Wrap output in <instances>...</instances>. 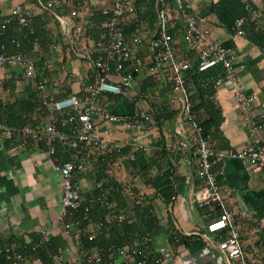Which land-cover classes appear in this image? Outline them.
I'll list each match as a JSON object with an SVG mask.
<instances>
[{
	"label": "crops",
	"instance_id": "crops-1",
	"mask_svg": "<svg viewBox=\"0 0 264 264\" xmlns=\"http://www.w3.org/2000/svg\"><path fill=\"white\" fill-rule=\"evenodd\" d=\"M45 1L0 0V10L6 13L15 3L30 9L28 26L22 30L14 23L9 32L19 37L22 51L36 60L38 75L58 81L56 86L47 85L44 92L54 98L71 93L82 98L85 94L84 86L92 81L88 58L93 55L92 45L104 34L102 25L107 15L101 11L108 8L109 4L107 0H61L59 8L49 11L41 6ZM216 1L185 0V3L197 14L198 24L209 29L212 38L231 43L237 85L245 92L254 93L256 100L252 107L264 111V49L254 44L246 31L242 35L234 34L221 24L214 13L206 10L210 3ZM71 8L76 9V14H70ZM98 12L104 17L99 25L97 21L101 15ZM153 23L154 20L148 17L139 18L138 27L150 31ZM78 26L83 28L76 38L74 30ZM133 29L134 24H129L126 33ZM137 53L145 54L143 51ZM144 76L139 74L135 83ZM0 78V86L4 82L11 84V89H0L2 100L12 101L29 90L37 92L40 98V92L22 76L20 66L0 65ZM170 94L168 91L164 96L167 97L166 104L175 108L176 104L169 101ZM212 100L218 107V116L220 113L218 126H212L208 133L216 149L225 150L253 138L247 136L245 121L232 98L230 88L219 87ZM136 107L149 108L148 101L139 100ZM174 126L173 118L158 123L153 120L151 126L141 134L125 133L121 132L122 128L110 127L112 138L122 142L138 137V149L152 162L148 176H161L163 171L169 172L168 178L170 182L173 181L174 192L168 202L153 195L160 186L146 183L140 173L132 172L123 164L124 158L110 163L107 172V176L123 183L118 191H112L115 192V197L110 195L112 200L103 202L105 198L102 197L98 201L103 204L95 205L99 196L95 180L99 175L93 171L100 167L97 158L93 156L86 157V167L78 174L81 192L94 203L98 215L105 209L115 208L116 200L124 202L130 220L135 219L131 211L133 204L138 205L137 208L143 209V212L147 209L155 223L151 233H146L150 248L164 264H239L237 260L226 259L217 248V241L225 232H208L206 229L207 224L218 216L214 208L216 202L209 201L203 205L195 202V193L202 183L195 175L194 160L188 150L172 151L168 148L178 140V135L173 133L172 138H165V131L168 128L174 129ZM256 137L264 140V126L257 131ZM58 147L62 152H68ZM56 158L61 160L60 155L49 153L46 146H37L31 140L21 144L11 138L0 139V241L22 242L26 249H30L37 240L39 230L44 229L46 233V256L43 260H36L28 252L25 264H53L52 254L57 249L63 251L66 260L77 263L82 261V258L79 259L81 249L78 242L81 233L78 225L73 223L65 231L60 224L55 223L61 199V178L53 170ZM213 173L228 209L243 212V216L236 220V227L246 249L248 264H264V169L252 172L242 160L229 159L215 166ZM219 212L222 213L221 209ZM258 226H261L260 230ZM112 227H104L99 232L102 238L106 241L123 240V232L111 230ZM120 260L118 256L106 264H123Z\"/></svg>",
	"mask_w": 264,
	"mask_h": 264
},
{
	"label": "built area",
	"instance_id": "built-area-1",
	"mask_svg": "<svg viewBox=\"0 0 264 264\" xmlns=\"http://www.w3.org/2000/svg\"><path fill=\"white\" fill-rule=\"evenodd\" d=\"M152 2L154 23L150 31L138 27L137 0H107L109 6L101 12L107 15L103 23L104 34L96 39L92 45L93 55H90L92 81L84 86L85 94L78 97L71 93L67 96L54 98L44 92L47 85L56 86L58 81L49 80L38 75L36 60L24 52H8L0 45V65H17L22 69V76L40 92L41 103L46 107L45 117L35 124L24 123L18 127L5 125L0 120V139L11 138L17 143L33 140L36 144H44L49 153H53L57 144L69 152V158L60 161L54 160L53 170L61 178L60 207L55 216V223L60 224L65 231L80 220H89L90 209L93 203L84 204L81 195V185L76 173L83 172L86 167V157L100 158V165L107 162L108 155H118L132 160L133 152L140 147L138 137L122 142L109 136L110 127L114 126L141 134L151 126L153 121L148 108L136 107L132 112L117 114L113 111V102L110 96L125 95L129 97L133 90V82L137 75L144 74L158 78L159 72L168 74L171 92L169 101L176 104L178 109L175 115L174 129L165 131V138H172L173 133L178 140L168 146L170 150H188L194 160L195 175L201 181V187L195 193V202L199 205L209 201L216 202L222 213L219 218L209 222L208 232L227 228L222 238L217 241V248L228 260H237L239 264H248L246 249L240 240L236 227V220L243 216V212L229 210L225 198L219 191L213 168L227 160L239 159L247 164L252 172L264 169V140L256 137L257 131L264 126V111L252 107L256 95L241 90L235 80L234 50L225 42L210 36L209 29L198 24V16L185 0H145ZM245 11L244 15L236 18L231 26L234 34L245 33V26L253 20H264L263 0H240ZM46 10H54L61 6V0H46L41 3ZM88 9L87 7L85 8ZM70 14H76L71 8ZM31 16L30 9L15 3L8 12L0 10V31L6 29L7 23L15 19L21 27H27ZM180 17L184 23L183 39L185 44L195 50L196 67L205 71L220 64L222 74L217 76L213 87H228L232 98L245 121L247 139L240 145L218 150L212 144L211 136L204 133L199 124L198 116L205 115L204 111H194L189 97L186 70L190 62L177 57L170 33L174 19ZM134 24L132 32L126 33V27ZM84 26V22H83ZM257 26H261L259 23ZM82 26L74 30V36L80 35ZM145 52L144 55L137 52ZM159 74V76L157 75ZM161 78V76H160ZM1 79V78H0ZM123 146L128 150L122 156ZM106 173V172H105ZM95 187L102 188V180H95ZM100 198H97L99 200ZM91 206V207H90ZM83 207V213L76 217L75 212ZM74 216V219L72 220ZM125 218L124 209L106 214L108 222L120 223ZM91 225V224H90ZM92 227V225H91ZM91 227L89 229H91ZM261 229V226H258ZM94 232L88 234L91 240ZM46 243L44 229L38 232L37 240L30 247V254L43 249ZM114 246H97L88 252L81 249V262L66 260L61 249L52 254L53 264H102L103 255L110 256ZM120 262L123 264H147L145 253L136 247H122L118 251ZM8 264H25L29 255L11 247L0 248ZM143 254L141 260L134 262V255ZM36 260H40L39 256ZM153 264H164L160 257L152 260Z\"/></svg>",
	"mask_w": 264,
	"mask_h": 264
},
{
	"label": "trees",
	"instance_id": "trees-1",
	"mask_svg": "<svg viewBox=\"0 0 264 264\" xmlns=\"http://www.w3.org/2000/svg\"><path fill=\"white\" fill-rule=\"evenodd\" d=\"M153 7L154 6L152 2H147L145 0H137L138 17L140 19L148 17V19L154 20ZM206 10H208V12L214 13L218 17L221 24H223L224 27H226L229 31H231V26L234 20L239 16L244 15L245 13L240 0H217L214 3H210ZM98 14H100V12H98ZM103 19L104 17L101 15L99 20L97 21V24L99 25ZM14 23L16 24V26L18 25L20 29H24V27H21L15 19H12L9 23H7L6 29L3 32L0 31V45L3 44L8 52H23L21 47L22 42L19 37L15 34L11 35V32H9L10 26ZM173 23L174 25L171 27L170 33L173 39L175 53L177 57L184 58L190 62V66L188 70H186L185 76L187 78V86L189 87V97L192 102V109L196 112L202 110L204 111L205 115H199L198 121L199 124L202 126L203 132L209 133V130L212 126H218L220 119V113L218 116V107L215 105L212 99L213 94L215 93L213 82L217 78V76L222 74V67L220 64H217L205 71H199L196 67L195 50L187 46L183 39V20L180 17H177L174 19ZM259 23L263 24V26H257ZM245 31L249 34V39L254 44L264 49V20H253V22H249L245 26ZM225 44L227 46H231V43L229 42H225ZM142 74H144V71L142 72ZM159 74H157L159 76L158 78H152L151 75L145 74L144 78L137 80V88H135L134 80L132 88L134 93L130 91L131 94L129 95V97L125 95H111L110 100L114 104L113 111L117 114L130 113L136 108L137 102L139 100L145 99L148 101V109L151 111L152 118L153 120H156L157 123L164 120H172L173 118H175V115L178 111L177 107L172 108L168 106V104H166V102L168 103L167 97H164L170 89L168 74H164L162 71L159 72ZM138 76L139 75H137L136 78ZM8 88L11 89V84L7 85L5 82L0 86L1 91L6 90ZM45 113L46 107L42 105L41 99L39 98L37 92H35L34 90H29L26 92L25 95L15 97L12 101H4L0 98V120L7 126L18 127L24 123H30L31 125L35 124L38 120H42V117H45ZM31 141L34 142L33 140ZM36 145L42 146L44 144ZM127 150L128 146H123L121 153L122 156ZM53 153L60 155V161L67 160L69 158V152H62V150H60V147H58V144ZM133 155L134 158L132 160L124 158L123 164L128 167L132 172L140 173L146 183H151V185L155 187L160 186L157 188V190H155V192H153V195L161 197L163 201L168 202L174 192L173 181L170 182L168 178L169 172L163 171L161 173V176H158L157 174L154 177L148 176L149 168L152 165L151 160L147 158L139 149H136L133 152ZM118 158L120 157L117 154L108 155V161L105 162L104 165H100V158H97L98 166L100 168H97L96 171L93 172L99 175V177L96 178L97 180H102V188L96 189L99 190V196L97 198H105L103 202L112 200L110 198V195H113L115 197V192L112 191H118L122 186L121 184H123L120 183L118 180H113L111 176H107V172H109L108 169L110 168V163H113L115 160H118ZM99 171H104L106 172V174L104 175L102 174V172L99 173ZM79 173L81 172L76 173V178L78 177ZM103 190H106L107 192L105 193ZM81 195H83L82 192ZM83 197L84 204H91V202L88 200V197L86 198L84 195ZM97 198V204L95 203V205L103 204L100 203ZM116 203L117 206L115 208L110 207L109 209H105L104 212H101L100 215L96 214V211L94 209V203L92 207L90 206L91 209L89 220H80V223L78 224L81 233L78 242L80 244V249L88 252L90 250H94V247L97 246H114L115 250L112 254H110V256L106 253L103 255L102 264H106L108 260H114L116 257H118V251L122 247H136L140 249L141 252L143 251L145 253V256L147 257V264L151 263L154 258L159 257L157 253L152 251L149 244L148 234L149 232L151 233L153 226H155L153 216L151 215V213H147V209L143 212V209L137 208L138 205L133 204L134 207L130 209L132 211V214H135V216L133 217L135 219L130 220L129 218L131 216L129 217L128 213H126L127 210L125 211L126 207L124 206V202L116 200ZM119 203L122 204L120 205ZM214 208L218 212L217 218H219V205L214 203ZM120 209H124L125 211V218L122 222L112 223L106 221V214H110ZM82 213L83 207L80 208L77 212H75L76 217H79ZM73 219L74 216L72 220ZM90 224L92 225V227ZM109 226H114L111 228V230H121L120 232H123L125 238L120 241L104 240V238H102L103 236H101L102 234L99 232L103 230L104 227ZM90 227L91 229H89ZM221 231H223V233H226L227 228H222ZM90 232L95 233L94 238L91 240L88 239V234ZM0 246H2V248L11 247L17 251L23 252L25 255L30 252V249H26L27 247L24 246L22 242L2 243L0 241ZM46 252L47 251L43 248L39 249L38 252L35 254H29L31 256H39V258L43 260V258L46 256ZM140 256L144 255H134V262L141 260L142 257ZM0 264H8V261L5 259L3 254H0Z\"/></svg>",
	"mask_w": 264,
	"mask_h": 264
},
{
	"label": "rangeland",
	"instance_id": "rangeland-1",
	"mask_svg": "<svg viewBox=\"0 0 264 264\" xmlns=\"http://www.w3.org/2000/svg\"><path fill=\"white\" fill-rule=\"evenodd\" d=\"M137 86H138V85L135 83V88H137ZM111 130H112V129H110V134H109V135L112 137V135H111V134H112V133H111ZM120 130H122L121 132H125V133L133 134V132H131V131H127V130H124V129H120ZM120 130H118V131H120Z\"/></svg>",
	"mask_w": 264,
	"mask_h": 264
}]
</instances>
